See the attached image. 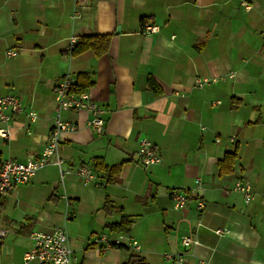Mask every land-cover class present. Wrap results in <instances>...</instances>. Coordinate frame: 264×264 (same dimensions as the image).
Instances as JSON below:
<instances>
[{"label": "crops", "instance_id": "1", "mask_svg": "<svg viewBox=\"0 0 264 264\" xmlns=\"http://www.w3.org/2000/svg\"><path fill=\"white\" fill-rule=\"evenodd\" d=\"M148 25L158 30L144 34ZM101 35L110 36L101 56L66 53L71 37ZM80 73L90 74L84 92L102 107L105 126L98 135L86 110L62 111L77 128L60 133L61 168L123 162L118 179L93 172L88 185L72 174L61 182L51 157L0 197V264H20L30 234L56 227L66 230L73 264H123L132 254L173 264L164 254L180 252L185 264H264V0H0V95L15 94L24 107L7 124L9 138H0V163L40 156L56 115L54 89L65 74L74 83ZM198 76L208 84L195 87ZM142 138L161 163H141ZM235 146L233 170L220 173ZM237 180L250 182L251 202L233 190ZM171 188L195 190L204 209L193 194L174 209ZM123 216L129 233L111 231ZM120 234L139 250L96 241ZM184 236L196 241L186 250Z\"/></svg>", "mask_w": 264, "mask_h": 264}, {"label": "built area", "instance_id": "2", "mask_svg": "<svg viewBox=\"0 0 264 264\" xmlns=\"http://www.w3.org/2000/svg\"><path fill=\"white\" fill-rule=\"evenodd\" d=\"M158 30L155 25L145 26L143 29L144 34L154 33ZM76 43V38L71 37L65 48L66 53L70 54L71 50ZM7 56L15 57L17 52L13 50L6 51ZM223 77L230 79L233 74L224 75ZM209 80L205 77H195V87H204L208 84ZM73 80L69 74H65L54 89V98L56 101V115L50 134L44 150L40 156L34 160H28L25 163L17 162L12 159L5 160L0 163V197L10 194L18 185L27 183L37 171L48 164L51 157L54 159V164L59 168L61 182L65 175H75L80 178L84 185H88L95 181V174L89 166L81 165L76 169L63 170L62 160L58 156V141L60 133L64 131H75L77 126L75 124L63 121L60 113L69 110H86L89 115L87 124L90 129L100 135L104 131L105 119L103 117V109L88 94L82 92L75 94L71 92ZM24 112V107L18 96L12 93H5L0 95V138L8 139L9 130L7 128L8 122L15 116ZM28 117L34 121L37 114L33 110L27 111ZM233 136L230 140H233ZM219 143L220 139H216ZM137 154L141 163L144 166H152L161 163V156L154 145L147 139L142 138L139 140ZM199 183V179L195 180V184ZM233 190L241 193L246 203L254 199L251 184L248 180H237L233 186ZM197 197L196 208L203 210L204 202L196 194V191L187 188H171L168 196L173 204L174 209L179 210L185 207L190 195ZM225 230L217 229L214 231L217 235L225 234ZM5 230H0V237H4ZM32 240V247L24 253L22 262L20 264H73L74 252L70 246L68 235L64 227H56L51 232L33 231L30 234ZM104 240L107 244L114 246L124 245L132 247L136 251L139 250V245L135 240L127 238L126 235H116L111 240H106L104 235L99 236L96 241ZM181 245L186 250L196 241L191 236H184L181 238ZM164 258L171 260L173 264H185L184 254L165 253Z\"/></svg>", "mask_w": 264, "mask_h": 264}, {"label": "trees", "instance_id": "3", "mask_svg": "<svg viewBox=\"0 0 264 264\" xmlns=\"http://www.w3.org/2000/svg\"><path fill=\"white\" fill-rule=\"evenodd\" d=\"M110 45V36H81L76 39L73 49L70 52L71 57H75L82 52L92 51L95 56H101L104 54ZM149 87L154 93H159V88L155 81L150 77L148 79ZM91 84L89 73H80L77 75L75 82L72 84L71 92L75 94H80ZM238 147L235 146L232 152L226 153L224 159L219 163L220 173H229L233 170L234 162L237 158ZM123 162L117 163L115 165L108 166L104 163L101 158H94L91 163V170L93 172H100L104 175L105 181L107 183L114 182L118 179V173ZM104 209L110 211L111 206L108 201H105ZM130 221L127 217L123 216L121 220L116 223L109 225V229L116 233L128 234L130 229ZM117 247H125L124 245H117ZM123 264H147L145 260L137 254L130 255L127 262Z\"/></svg>", "mask_w": 264, "mask_h": 264}, {"label": "rangeland", "instance_id": "4", "mask_svg": "<svg viewBox=\"0 0 264 264\" xmlns=\"http://www.w3.org/2000/svg\"><path fill=\"white\" fill-rule=\"evenodd\" d=\"M195 86V85H194Z\"/></svg>", "mask_w": 264, "mask_h": 264}]
</instances>
